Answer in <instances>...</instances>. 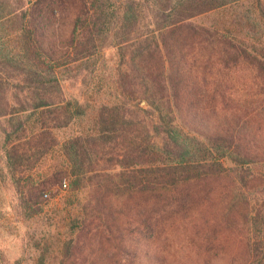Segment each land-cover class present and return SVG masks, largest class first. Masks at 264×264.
Here are the masks:
<instances>
[{"label":"trees","instance_id":"obj_1","mask_svg":"<svg viewBox=\"0 0 264 264\" xmlns=\"http://www.w3.org/2000/svg\"><path fill=\"white\" fill-rule=\"evenodd\" d=\"M165 1L153 8L161 22L132 57L144 99L159 115L154 130L161 145L120 103L99 106L92 132L64 141L54 134L78 113L57 96L62 75L80 74V65L111 33L109 0H32L7 14L0 10L3 155L13 174L33 157H64L70 172L59 171L36 189L62 182L66 174L72 190L97 176L107 179V186L96 188L97 200L77 212L78 232L89 236L88 264H164L168 220L191 216L198 232L213 230L216 222L228 227L237 215L248 229L241 264H264V199L245 189L249 166L264 161V0ZM121 5L118 43L129 39L140 16L136 0ZM232 6L239 8L214 25L191 21ZM14 72L25 98L15 94L18 100L11 103ZM120 82L124 95L137 97L131 71H123ZM247 83L253 92L238 95L235 89ZM101 162L118 168L95 170ZM223 177L238 185L221 211L213 208L201 225L213 206L210 185ZM29 197L23 193L28 205ZM80 247L78 236L67 241L60 264H71ZM214 258L210 248L198 256L205 264Z\"/></svg>","mask_w":264,"mask_h":264},{"label":"rangeland","instance_id":"obj_2","mask_svg":"<svg viewBox=\"0 0 264 264\" xmlns=\"http://www.w3.org/2000/svg\"><path fill=\"white\" fill-rule=\"evenodd\" d=\"M122 1L124 0H109L111 12L114 10L111 33L99 46V51L80 65L81 72L77 76L69 70L62 75V92L57 96L64 103L70 104V107L78 113L68 125L54 129L59 141L94 131V116L99 106L120 103L125 106L129 116H134L138 120L142 129L146 128L150 132L157 144H162V136L154 130V125L160 122L158 112L152 105L142 104L146 101L144 87L136 77L137 72L133 67L132 57L136 47L161 22L157 20L153 8L155 5L161 6L167 2L136 0L140 12L137 29L127 41L118 43L115 34L120 25ZM31 3L32 0H0V10L7 14L16 7L23 5L28 7ZM248 3L246 2L245 5ZM238 8L232 6L224 12L199 15L191 21L214 25L217 20H222ZM125 70L131 71L134 79L136 78V98L132 99L124 95L120 75ZM10 76L12 77L9 81V97L12 103L18 100V97H13L15 94L21 99L25 98V94L21 91L17 79L18 73H11ZM235 92L238 95H249L253 91L248 88L247 83V86L239 85ZM59 113L64 118V112L61 110ZM3 125L4 120L0 118V128ZM23 141H28V138L23 137ZM3 154L0 147V264H60L65 243L77 236L81 247L71 264H88V254L91 250L89 236L78 232L80 220L76 218L77 212L81 205L97 200L96 188L107 186V179L97 176L82 188L72 190L70 188L72 176L66 174L63 179L69 182L67 188H63L61 182H57L36 189L39 186L35 184L37 185L39 181L49 179L59 171L68 170L64 157L58 154H48L39 160L33 157L32 164L24 166L22 173L13 174ZM225 165L230 166V161H225ZM94 168L114 172L118 167L101 162ZM248 170L245 189L251 197L263 200L264 161L252 163ZM20 177L23 178L19 183ZM237 185L230 177H223L214 185H210L214 186V199L211 200L213 206L212 210L206 211L199 220L201 225H205L206 218L212 217L210 211H213V208L221 211L229 194ZM23 193L30 196V205L22 200ZM45 193L49 196L46 197ZM241 218L237 215L228 227L224 223L216 222L213 230L205 227L198 232L193 230L195 224L191 216L184 221L180 218L174 221L168 220L164 230L168 239L161 253L162 258L166 255L164 264H205L202 259H198V256L209 248L215 254V258L208 264H241L244 259L242 251L248 236V229L243 226ZM93 226L96 227L97 224L94 223ZM208 245L209 248L206 247Z\"/></svg>","mask_w":264,"mask_h":264},{"label":"built area","instance_id":"obj_3","mask_svg":"<svg viewBox=\"0 0 264 264\" xmlns=\"http://www.w3.org/2000/svg\"><path fill=\"white\" fill-rule=\"evenodd\" d=\"M61 186L63 188H67L69 186V182L67 181V179H63L62 182H61ZM45 196L48 197L49 194L48 193H45Z\"/></svg>","mask_w":264,"mask_h":264},{"label":"water","instance_id":"obj_4","mask_svg":"<svg viewBox=\"0 0 264 264\" xmlns=\"http://www.w3.org/2000/svg\"><path fill=\"white\" fill-rule=\"evenodd\" d=\"M142 104H144V105H145V104H147V102H146V101H143V102H142Z\"/></svg>","mask_w":264,"mask_h":264}]
</instances>
